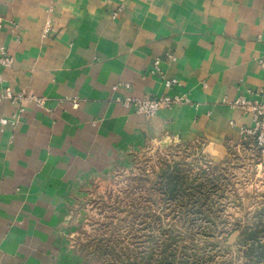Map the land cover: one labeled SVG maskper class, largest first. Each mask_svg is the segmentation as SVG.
Returning a JSON list of instances; mask_svg holds the SVG:
<instances>
[{"label": "crops", "instance_id": "1", "mask_svg": "<svg viewBox=\"0 0 264 264\" xmlns=\"http://www.w3.org/2000/svg\"><path fill=\"white\" fill-rule=\"evenodd\" d=\"M167 52L192 103L155 116L120 103L176 92L149 74ZM3 55V86L43 102L0 125V264H44L63 209L130 149L178 136L218 157L238 143L250 121L231 102L264 99V0H0Z\"/></svg>", "mask_w": 264, "mask_h": 264}, {"label": "rangeland", "instance_id": "2", "mask_svg": "<svg viewBox=\"0 0 264 264\" xmlns=\"http://www.w3.org/2000/svg\"><path fill=\"white\" fill-rule=\"evenodd\" d=\"M165 61L175 54L155 58L149 74L173 95L118 101L146 116L191 104L181 81L165 76ZM239 98H249L231 102L243 112ZM244 126L218 157L178 136L127 151L63 209L44 264H264V151Z\"/></svg>", "mask_w": 264, "mask_h": 264}, {"label": "built area", "instance_id": "3", "mask_svg": "<svg viewBox=\"0 0 264 264\" xmlns=\"http://www.w3.org/2000/svg\"><path fill=\"white\" fill-rule=\"evenodd\" d=\"M12 64V58L8 56L0 57V65L8 67ZM3 79L0 75V104L5 100H9L16 106L17 111L9 120L5 117L0 116V125H6L10 123L12 126L16 124V117H19L23 114L25 110V105L29 102H36L42 104V100L36 98L32 95L26 94H14L9 88L4 87L2 83ZM170 82L166 86H170ZM168 101V99H165ZM237 107L241 108L245 115L250 118V126H244L242 128L243 134L246 136L254 138L257 144L262 147L264 151V99L261 100H250L245 98H239L235 101ZM153 107H156L154 105Z\"/></svg>", "mask_w": 264, "mask_h": 264}]
</instances>
